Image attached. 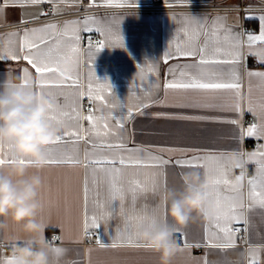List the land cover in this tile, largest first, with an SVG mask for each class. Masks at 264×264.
Here are the masks:
<instances>
[{
	"label": "crops",
	"instance_id": "crops-1",
	"mask_svg": "<svg viewBox=\"0 0 264 264\" xmlns=\"http://www.w3.org/2000/svg\"><path fill=\"white\" fill-rule=\"evenodd\" d=\"M131 4L152 5L159 2L160 8L149 9H120L118 6H108L103 0H51L39 4H32L31 0H0V51L7 49L21 57L27 54L20 51L24 30L39 29L49 23H55V30H47L36 33L30 37L34 42H39L38 37L44 36L50 41V47L60 41L59 52L64 55H72L69 45L75 43L68 37L60 35L68 31L69 36L74 28L81 29L79 48L80 64L73 75H78L80 83L77 87L69 89L66 84L62 87L57 83L66 80V76L58 73L41 77L35 69L24 59L0 60V88L22 84L27 79V85L50 91L54 97H58L62 108H57L52 115H60L61 111H69L72 115L76 112L81 117L92 113L96 117L102 114L109 116L107 121L98 120L99 130L106 131L103 124L107 122V135L96 136L92 134L89 122L86 120H65L64 127L72 132L79 133L82 139L69 138L75 143L51 144L48 148L52 151L48 155L56 159H75L79 163L45 164L41 174L45 181L43 214L45 237L49 232L59 231L61 238L56 243H50L51 257L54 264H161L159 253L150 249L137 247L124 241L129 234L128 216H143L146 213L156 215L169 223L179 232H174V238L179 246V251L170 259L169 264H249L250 260H256L264 264V207L256 203V198L249 196L250 186L248 179L258 174V164L255 157L251 160L244 157V167L250 168V173L245 174L243 187L238 193H224L236 195L237 202H242L244 219L238 224L232 225L235 242L228 247L219 245L225 243L223 237H217L211 219H205L199 215L184 226L176 225L168 215V203L162 199V193L167 189L182 190V175L185 172L197 171L206 179V172L218 175V165L227 162L226 159L217 158L225 154L237 151L253 153L264 145V137L246 135L242 136L250 121L259 124V109L254 117L248 112V101L254 104L264 98V81L257 76H249V72H264V58L260 55L247 54L250 46L247 42L248 34L259 35V17L264 15V0H129ZM49 4L54 5V14L62 17L50 21L41 19L47 15ZM125 6H128L125 4ZM165 6V8H163ZM183 14H192L200 17L206 24L199 30L201 40L203 32L211 31L212 23L218 17L219 23L225 27H231L233 33H241L240 39L244 41L242 51L246 54L239 68L240 99L239 102L245 108L242 116L230 109V105L237 102L236 90H198V89H166L167 82H187L192 76L197 78L212 77L219 82H231L230 72L234 67L231 64L198 65L196 57L178 56L175 52L177 43L182 47L187 45V36L182 29L185 27ZM88 19L87 27L92 31H84V20ZM122 20V21H121ZM71 21H80L79 25H73ZM121 21V24H120ZM120 27L124 39V47L103 48L95 57L94 69L101 79L107 78L116 97L113 98L107 92L102 94L105 101L90 102L87 94V84L90 82L88 62L89 42L86 39L94 33H98L101 40H107L114 35ZM100 29L97 32L96 29ZM192 25L188 26L191 34ZM14 33L15 35H9ZM223 31L219 34L221 47L227 48L228 44L223 39ZM93 45V44H92ZM264 50V43L256 42L251 46V51L260 53ZM170 53V58L165 60V54ZM56 58V53H53ZM216 59L230 60L228 56H217ZM152 63L156 71L148 72L145 67L143 79L140 78L138 65L144 66ZM68 66L67 61L61 60L59 67L63 70ZM27 68L29 75L25 77L23 69ZM181 72L185 75L181 76ZM42 80L49 83L41 84ZM7 81V83H3ZM96 91L97 81L91 79ZM60 93H63L61 96ZM139 97V99H137ZM120 101L121 106L109 108L106 103ZM93 105L91 111L86 105ZM125 103L133 107L141 103L148 104L140 112L134 113L130 119H123V128L117 127L115 120L126 117ZM198 103L200 105H216V107H180L182 104ZM75 109L76 112L72 110ZM114 117V119L112 118ZM181 117H204L205 119H184ZM63 119V117H61ZM237 119L238 124L227 121ZM85 130L89 135H85ZM119 143L123 142L127 149H140L126 151L124 149L92 148L90 143ZM171 149V151H169ZM123 155L125 158H141L148 165L156 162L149 160V155L162 157L168 161L160 166H136L130 165L122 168V172L115 181L121 185L125 192L131 187V181H139L145 186V191L137 193L133 203L131 193L125 197L121 214L119 201L112 202L113 214L108 219L101 218L99 226L85 229V200L84 184L87 179L89 198L87 214H93L98 218L109 208L106 205L114 176L107 169L110 165H93L88 159L98 160ZM199 156L200 160L193 161L192 157ZM86 157L88 159H86ZM0 158L16 159L13 157L8 144L4 143ZM182 161L177 164L176 161ZM234 162V157H233ZM197 166H189V164ZM30 170L32 165L25 164ZM4 166H7L5 164ZM118 166V165H117ZM241 168H232L230 178L240 176ZM259 185V181L257 182ZM155 186V191L153 187ZM259 186L257 191H259ZM223 192V190H222ZM97 200L105 207L94 204ZM135 223V221H132ZM235 227L244 230L243 235L234 232ZM207 229V232H206ZM119 230V231H118ZM135 233L136 229L131 230ZM20 225L9 222L8 228L0 230V264H6V258L11 257L10 247H13V237L23 236ZM93 236H96L94 239ZM122 236L124 239H118ZM180 236L181 240L176 238ZM133 239L137 237L133 235ZM138 243L143 244L138 238ZM189 247H185V244ZM116 244V247H111ZM101 245H105L102 247ZM55 248L62 251L56 253ZM183 249V251H181Z\"/></svg>",
	"mask_w": 264,
	"mask_h": 264
},
{
	"label": "snow or ice",
	"instance_id": "snow-or-ice-1",
	"mask_svg": "<svg viewBox=\"0 0 264 264\" xmlns=\"http://www.w3.org/2000/svg\"><path fill=\"white\" fill-rule=\"evenodd\" d=\"M6 3L7 0H4ZM46 0H31L32 4H39L44 3ZM47 2H51V0H47ZM190 2V0H189ZM103 3L108 6H120L123 7L125 4L131 7H137V4H131L129 0H103ZM184 20H185V27L182 29L184 32V35L187 36V45L182 47L180 43H177L175 52L178 56L183 57H196L197 58V64L198 65H208V64H231L234 67L232 68L230 72L231 76V82H219L212 77H214L216 74L213 73L211 77L208 78H197L195 76H192L187 82H167L165 84L166 89H198V90H221V89H232L236 90V97L237 102L230 105V109L235 111L240 116L243 115L245 108L243 105L239 102L240 99V83H239V68L236 67L240 64L242 58L246 55L243 51V44L244 41L240 39L241 33H233L231 27H225L223 24L219 23L220 18L218 17L215 21L212 23V29L211 31H204L203 37L204 39L201 40V32L200 28L203 27L206 24V21H203L200 17L192 14H183ZM88 19L85 18L84 20V31L91 32L92 29L87 27ZM122 21V20H121ZM120 21V24H121ZM260 21V33L259 35H252L248 34L247 36V42L250 46V51L247 54L251 55H258V52L251 51V46L255 44L256 42L264 43V15H261L259 17ZM73 25H79L80 21H71L68 22ZM192 25L193 29L191 34L188 33V26ZM57 28V25L55 23H49L44 25L42 28L39 29H31V30H24V35L22 37L20 51L25 52L27 50V54L23 55L22 57L18 54H16L13 51H9L7 49H4L3 51H0V60L4 59H11V60H17V59H24L28 62V64L31 65L32 68L35 69L36 73H38L41 77H45L48 74L58 73L60 76H66V80L60 83H57L56 86L62 87L64 84L67 85L69 89H73L77 87L80 83L79 76L73 75L72 73L76 72L78 70L79 64H80V48H79V41H80V31L81 29L79 27H76L72 30L71 35L69 36L68 31H63L60 33V35L64 37H68L71 40L75 41V43L69 45V50L72 55H64L63 53H60L58 50L61 47L60 41H56V43L50 47H44L45 45H49L50 41L46 39L44 36L38 37L39 42H34L33 39H31V36H34L36 33H43L49 29L55 30ZM97 32H100L101 35L103 33L98 28L96 29ZM223 31L224 36L223 39L225 42H227L228 47L224 48L219 46L220 45V39L219 34ZM9 35H15L14 33H10ZM105 47L108 48H114V47H124V39L123 35L121 33L120 27L116 30L115 34L110 36L107 40H99L96 42L95 45H92L91 40L89 41V49H88V62L91 64V67L89 68V78L90 82L87 84V94L88 99L90 102L99 100V101H105V96L102 94L103 92H107L110 96L113 98L116 97L115 93L113 92L112 85L110 81L105 78L101 80L95 72L94 69V60L96 55ZM56 53V58L53 57V53ZM170 53H166L164 59L167 60L170 58ZM228 56L231 57L230 60H221L216 59L217 56ZM61 60L67 61L68 66L65 69H61L59 67V63ZM140 69L139 75L140 78L143 79L144 77V70L145 67L148 69V72H155L156 68L152 63H146L144 66L138 65L137 66ZM23 73L25 77L29 75L28 69H23ZM181 76L185 75V73L181 72ZM249 76H257L261 78L262 81H264V72H249ZM95 78L97 81L96 85V91L98 94L93 95L94 86L91 83V79ZM7 83V81L3 82ZM49 81L42 80L41 84H47ZM22 85H27V79L24 80ZM62 96L63 93H60ZM139 99V97H137ZM55 107L51 111L54 112L57 108H62V105L60 103V100L58 97L53 98ZM106 106L109 108H117L121 106L120 101H116L115 103H106ZM180 107H198V106H205V107H216V105H200L198 103H192V104H182L179 105ZM124 107L126 108V117L123 116L122 118L115 120L114 117H112L115 120V123L117 127L123 128V119H130L134 113H138L141 111L142 108L148 107V104L141 103L138 106L133 107L130 103H125ZM257 109H259V119L260 123L256 124H250L249 127L242 132L241 138H243L244 135L248 137L257 136L264 137V98L261 99L259 103H253L251 100L248 101L247 111L253 113L254 117L257 115ZM73 112H76L75 109L72 110ZM95 108H93L92 113H90L87 116L81 117L78 112H76L75 115H72L69 111H61L60 115H52L51 113L48 115V119L52 121L58 128L59 132L55 136L54 140L52 141V144H58V143H68L72 142L75 143V141H70L69 138L76 137L77 139H82L84 137H80L79 133L77 132H70L65 127V120H71L75 119L77 121L79 120H86L89 122V127L92 130V134L96 136L101 135H107V129L108 124L105 122L103 124V128L106 130L104 132H101L99 130V125L97 123L98 120L107 121L109 116L112 114L109 113L108 116L101 115L99 117H96L94 115ZM63 117V119L61 118ZM184 119H205L204 117H181ZM228 123L232 124H238L239 121L237 119H232L227 121ZM85 135L88 136L89 133L87 130H85ZM86 143H90L92 148H117V149H124L126 151H136L139 152L140 149H127L125 144L123 142L119 143H105L101 141L100 143L92 142L90 139H86ZM3 142H0V152L3 151ZM8 148L11 149V145L8 144ZM261 149H264V145L260 146ZM51 148H46V158L43 161L44 164L49 165H55V164H68V163H79L78 160L75 159H56V158H50L48 155L51 153ZM171 151V149H169ZM247 156L249 160L259 157V159L256 160V163L258 164V174L257 176H253L252 178L248 179V184L250 186V192L249 196L252 198H256V203L264 207V150L258 149L257 151L253 153H245L242 151H237L232 154H225L221 157L217 158L219 160L226 159L227 162L218 165V175H211L208 172H206V180L209 185V197L210 200L215 208L214 215L210 218L211 219V226H214L216 230L217 237H223L225 243L219 245V247L226 248L229 246V244H232L235 242L236 237L233 234L232 225L234 223L238 224L241 220L244 219V212H243V204L242 202H237V196L236 195H225L224 193H238L243 187V181L245 179V171L243 168V165L245 163L244 157ZM234 157V162H233ZM86 159H88L86 157ZM201 157L194 156L191 158L193 161L200 160ZM149 160L155 161L156 163L154 165H148L145 163V161L139 157L132 158L129 156L128 158H125L123 155L120 156H114L112 158H104V159H98V160H92L88 159L89 164L93 165H110V167L107 169V171L110 174H113L114 179L112 183V187L110 190L108 201L106 202V205L108 206L109 210L105 211L101 214V217L98 218L97 215L93 214L91 217L87 214V204H88V198H89V188L87 179H85L84 184V200H85V223L84 227L85 229L89 228H96L99 226V221L101 218L108 219L113 214L112 209V202L113 201H119V207L121 214H124L123 204L125 197L128 193H131L133 203L135 202L137 198V193L145 191V186L141 184L139 181H131V187L128 189V193L125 192L124 188L121 185H118L115 181V177H118L121 172L122 168L125 166L130 165H136V166H160L165 165L168 163V161H165L162 157L149 155ZM13 159H3L0 158V165H5L12 163ZM17 162L21 164H28L33 165L35 162L32 160H24L19 159ZM177 164H181L182 161L177 160ZM118 165V166H117ZM189 166H197L194 164H189ZM241 168V174L240 176H236L234 178H230V172L232 168ZM259 181V185L258 182ZM259 186L260 190L257 191V187ZM223 190V192H222ZM153 191H155V186L153 187ZM94 204L99 205L100 207H105V204H101L99 201L94 200ZM129 224H128V230L129 234L127 236V239L124 241L128 244H135L137 247H143L148 248L145 244H139L138 243V233L135 231L133 233L131 230L137 228V224L143 220V216H128L127 217ZM132 221H135V223H132ZM119 231V230H118ZM180 230L178 228H173V232H179ZM207 232V229H206ZM133 235L137 237V240L133 239ZM118 239H124L122 236H118ZM104 247L105 245H101ZM111 247H116V244H112ZM185 247H189L187 243L185 244ZM54 251L56 253H60L62 249L55 248ZM183 251V249H181ZM12 257L6 258V264H11ZM249 264H259L256 260H250Z\"/></svg>",
	"mask_w": 264,
	"mask_h": 264
},
{
	"label": "clouds",
	"instance_id": "clouds-1",
	"mask_svg": "<svg viewBox=\"0 0 264 264\" xmlns=\"http://www.w3.org/2000/svg\"><path fill=\"white\" fill-rule=\"evenodd\" d=\"M258 55L264 58V50ZM50 91L32 85L15 84L0 88V142L10 144L13 157L32 160L34 170L13 159L0 165V230L9 222L20 225L23 236L13 237L11 264H54L51 246L45 237V181L41 174L45 149L52 144L59 128L47 117L55 104ZM182 190L167 189L162 199L176 225L184 226L194 214L210 219L215 208L209 185L197 171L185 172ZM140 241L159 253L161 264H169L179 251L173 227L156 215L146 213L137 224Z\"/></svg>",
	"mask_w": 264,
	"mask_h": 264
},
{
	"label": "built area",
	"instance_id": "built-area-1",
	"mask_svg": "<svg viewBox=\"0 0 264 264\" xmlns=\"http://www.w3.org/2000/svg\"><path fill=\"white\" fill-rule=\"evenodd\" d=\"M160 6H159V2H157V3L152 4V5L151 4L150 5H141V6L137 5V7H131V6L120 7V6H118V8H120V9H141V8L149 9V8H153L154 9V8H160ZM163 8H165V6ZM54 9H55L54 5L49 4L47 7V15L45 17H43L41 20L42 21H50V20L61 18L62 17L61 14H54ZM90 40H91V43L93 45H95L97 41L101 40V37L98 33H94L92 36H90L89 38L86 39V42H89ZM92 108H93L92 104L88 103L86 105V109L88 111H91ZM249 123L253 124L254 121L252 120ZM244 171H245V174H247V173H250L251 170L249 167H244ZM234 232L238 233L239 235L244 234V230L240 227H235ZM93 237H94V239H96V236H93ZM60 238H61V233L59 231H52L49 233L47 241L50 243H56L60 240ZM176 239L181 240V237L178 236ZM11 249H12V247L9 248L10 252H11Z\"/></svg>",
	"mask_w": 264,
	"mask_h": 264
},
{
	"label": "trees",
	"instance_id": "trees-1",
	"mask_svg": "<svg viewBox=\"0 0 264 264\" xmlns=\"http://www.w3.org/2000/svg\"><path fill=\"white\" fill-rule=\"evenodd\" d=\"M50 233V232H49Z\"/></svg>",
	"mask_w": 264,
	"mask_h": 264
}]
</instances>
